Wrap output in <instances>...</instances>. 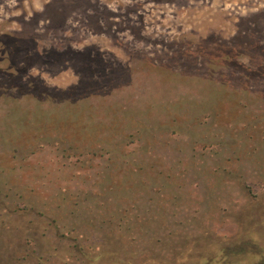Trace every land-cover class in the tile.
Instances as JSON below:
<instances>
[{
  "label": "rangeland",
  "instance_id": "rangeland-1",
  "mask_svg": "<svg viewBox=\"0 0 264 264\" xmlns=\"http://www.w3.org/2000/svg\"><path fill=\"white\" fill-rule=\"evenodd\" d=\"M2 51L0 264L260 263L264 0H0ZM35 84L56 118L88 100L96 137L102 104L128 112L130 138L65 151L74 133L22 103Z\"/></svg>",
  "mask_w": 264,
  "mask_h": 264
},
{
  "label": "trees",
  "instance_id": "trees-1",
  "mask_svg": "<svg viewBox=\"0 0 264 264\" xmlns=\"http://www.w3.org/2000/svg\"><path fill=\"white\" fill-rule=\"evenodd\" d=\"M2 54V55H1ZM2 57V58H1ZM0 63H4L5 67H3V69L1 68V64H0V70L2 71H7L8 70H12L14 69L16 66L15 64L10 61L6 55H4V51H2V53H0ZM213 66V65H212ZM217 64L215 63L214 67L216 68ZM263 71V72H262ZM9 73V77L10 78L12 76V72H8ZM261 74L264 76V69H261ZM175 81H179V82H190V83H195V79H190V78H186V79H178L175 78ZM169 82H172L170 78H164L161 79V83L162 85L168 84ZM38 90V92L36 91ZM23 91V90H21ZM218 91H221V89H218ZM33 94L30 95L31 98L33 99H29V98H21L23 100V104L25 103H31L33 105V111L35 113V122L39 121L38 119H41V121L43 122V124H51L55 119H58L60 123H58V125H55V123L53 122L51 125L57 127V126H63L66 125L68 130H70L72 133H74V136L68 140H66V143H68L71 147H69V145H67V147H65V151L69 150H80L84 153H88L91 151L90 147V143L95 141H99V143L103 144V150H106V153H110L112 152V154L114 153V141L113 139L119 143L124 144L125 140L127 138H130V135L128 136L127 134H124L122 131L123 128V124L127 125V124H131L132 126L133 121H132V116L129 115L128 112H125V114L122 116L123 118H111L110 115V110L108 108H111V106L109 105H105L102 104L101 106L107 110V115L105 117H107V119L105 118L104 122H101V124L99 125L100 128H102L104 130L101 132H98V136L96 137L95 135L93 136L92 133L85 131V129H80V126H82V122H86V120L88 121L89 116L88 114H86V111H90L92 110V104L89 103L88 100L86 101H82L80 103H75L73 100H68L69 107H75L76 106V111L78 112L80 117H76L75 115H72L70 113L61 115L60 117L56 118L53 115V109H55L56 107H51L50 105H48V102L46 99H41V98H36L37 100H35V95H37V93L41 96L42 94H45L43 89L40 88L39 86H37V84H35V94L34 92H31ZM5 104H7L9 107H12L9 109V114L6 115V118H13L12 120L17 121L18 118H21L23 120V122H29L28 119V114L29 112L27 111L28 108L25 107L23 108V110L21 109V113L19 114V106L20 103H17L16 105L13 106V99L17 100V98H13L10 93L5 92ZM46 100V101H45ZM46 104V105H45ZM72 104V105H71ZM179 102H177V104H173L171 103V105L175 108L178 109L179 108ZM211 104V103H210ZM79 105V106H77ZM172 107V108H173ZM151 106L148 105L145 109L142 110L141 112V119L144 120L146 119V117L148 116L147 114L150 113L149 111L151 110ZM173 108V109H174ZM118 109V108H117ZM100 110L101 107H100ZM80 123H79V122ZM62 123V124H61ZM79 124V125H77ZM87 126V125H86ZM86 126L84 128H86ZM65 128V127H63ZM8 131V134L10 135L11 133L15 134V131H13L11 128H6L4 130L0 131V134H3L4 132ZM49 132V131H48ZM51 132V131H50ZM24 136H27V138L31 139L32 137H35V129H28L24 132ZM96 139V140H95ZM2 140H4L6 142V137L3 138ZM63 142H65V140H63L62 138H59L57 136H51V135H47L44 138H42V142H40V147H42L43 145L47 144H52V143H57V144H63ZM113 142V144L110 146V148H105L107 143L111 144ZM9 145H15L14 142H10ZM5 147V146H4ZM13 147V146H12ZM68 152V151H67ZM114 155V154H113ZM111 163L109 164H113L116 162V158L110 161ZM1 171L3 172V169L1 168L0 165V175H2ZM0 182L2 183H7L4 182L3 179H1L0 177ZM87 193H91V192H87ZM89 209L92 210L93 207L89 206ZM112 215H116L114 212L112 213ZM259 264H264V258H262L260 260Z\"/></svg>",
  "mask_w": 264,
  "mask_h": 264
}]
</instances>
